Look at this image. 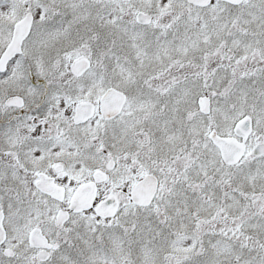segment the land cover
<instances>
[{
    "label": "snow or ice",
    "instance_id": "obj_1",
    "mask_svg": "<svg viewBox=\"0 0 264 264\" xmlns=\"http://www.w3.org/2000/svg\"><path fill=\"white\" fill-rule=\"evenodd\" d=\"M0 264H264V0H0Z\"/></svg>",
    "mask_w": 264,
    "mask_h": 264
}]
</instances>
